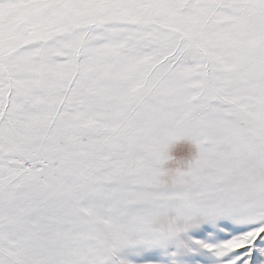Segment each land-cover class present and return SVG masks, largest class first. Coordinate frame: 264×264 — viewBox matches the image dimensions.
Instances as JSON below:
<instances>
[{
	"label": "snow or ice",
	"instance_id": "obj_1",
	"mask_svg": "<svg viewBox=\"0 0 264 264\" xmlns=\"http://www.w3.org/2000/svg\"><path fill=\"white\" fill-rule=\"evenodd\" d=\"M0 264H264V0H0Z\"/></svg>",
	"mask_w": 264,
	"mask_h": 264
}]
</instances>
